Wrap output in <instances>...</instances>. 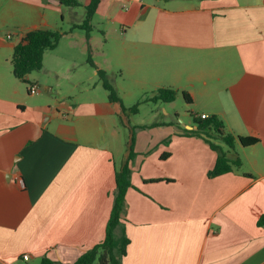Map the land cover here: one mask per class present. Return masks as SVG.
Wrapping results in <instances>:
<instances>
[{
	"label": "crops",
	"instance_id": "crops-1",
	"mask_svg": "<svg viewBox=\"0 0 264 264\" xmlns=\"http://www.w3.org/2000/svg\"><path fill=\"white\" fill-rule=\"evenodd\" d=\"M75 1L0 0V264H72L102 243L131 146L122 264H264V0H102L89 39L92 0ZM38 30L63 37L25 83L14 51ZM83 56L125 107L155 108L125 114ZM160 89L219 118L234 147L211 141L240 166L209 177L218 151L185 134L178 98L150 101Z\"/></svg>",
	"mask_w": 264,
	"mask_h": 264
},
{
	"label": "trees",
	"instance_id": "trees-1",
	"mask_svg": "<svg viewBox=\"0 0 264 264\" xmlns=\"http://www.w3.org/2000/svg\"><path fill=\"white\" fill-rule=\"evenodd\" d=\"M102 0H92L86 7L87 18L81 26L87 32V38H90L92 28L90 22ZM63 5L70 7H78L79 3L75 0H59ZM63 34L51 31H32L29 32L23 39L22 43L16 46L13 56V71L14 75L22 82L28 83V76L33 72H39L43 68L44 54L47 50H53L57 47ZM89 63L98 69L99 77L104 88L109 92V98L112 102H119L125 114L138 113L139 104L131 108H127L122 104L117 90L109 80V75L106 71L99 69L94 62L89 59ZM183 97L188 104L193 102L190 95L183 93ZM177 98V92L172 89H160L154 97L150 99L152 102H174ZM197 125V130H185L187 135H196L204 138L212 149L218 151V159L215 167L209 172V177L214 178L232 171V164L240 166L237 161H231L227 155L215 145L211 139H214V134H217L228 146L234 147V138L224 132L223 122L216 116L207 119L194 118ZM243 146H252L258 142L255 138L239 137ZM135 158L133 146L130 148V156L120 171L116 172L117 190L114 196V205L106 228V236L102 243L94 246L92 249L81 255L78 260L72 264H122V261L127 253V246L130 243L124 227V215L126 211V194L131 184V168L129 161ZM260 225H264V216L259 221ZM121 234L118 235L117 231ZM41 264H59L54 262L49 257L45 256Z\"/></svg>",
	"mask_w": 264,
	"mask_h": 264
},
{
	"label": "rangeland",
	"instance_id": "rangeland-1",
	"mask_svg": "<svg viewBox=\"0 0 264 264\" xmlns=\"http://www.w3.org/2000/svg\"><path fill=\"white\" fill-rule=\"evenodd\" d=\"M89 59H90V57H88V56L81 57V60H83V62H84L83 63V66H84L83 67V70L84 71H86L87 69H91V67H92L91 64L89 63ZM177 98L178 99L175 102V110L180 114V120H179V122L181 123L182 119L183 120H187V119L194 120V118L196 117V114L198 112L197 106L188 104L186 102V100L184 99V97L181 96V95L179 97L177 96ZM139 108L141 109V114H140L141 116H140L139 119H142V118L144 119V118H146V116L148 115V113L152 110V108H155V106L153 104H151L150 102H146L145 104L140 105ZM118 162H119V160H118ZM29 264H31V263H29Z\"/></svg>",
	"mask_w": 264,
	"mask_h": 264
},
{
	"label": "built area",
	"instance_id": "built-area-1",
	"mask_svg": "<svg viewBox=\"0 0 264 264\" xmlns=\"http://www.w3.org/2000/svg\"><path fill=\"white\" fill-rule=\"evenodd\" d=\"M39 92V87L38 85H31L30 86V89H29V94L30 95H34V94H37ZM209 118L207 115H201V119H207ZM18 180V183L21 185V186H24V182L22 179H17ZM23 260L24 261H29L30 260V257L29 255H23Z\"/></svg>",
	"mask_w": 264,
	"mask_h": 264
}]
</instances>
